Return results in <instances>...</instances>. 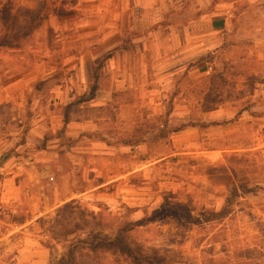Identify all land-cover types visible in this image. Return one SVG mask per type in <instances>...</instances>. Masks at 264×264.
I'll list each match as a JSON object with an SVG mask.
<instances>
[{"label": "rangeland", "instance_id": "obj_1", "mask_svg": "<svg viewBox=\"0 0 264 264\" xmlns=\"http://www.w3.org/2000/svg\"><path fill=\"white\" fill-rule=\"evenodd\" d=\"M7 3L0 92L30 85L0 95V157L37 163L33 195L0 209V225L25 224L0 255L26 235L28 264H264V0ZM41 116L59 130L24 149Z\"/></svg>", "mask_w": 264, "mask_h": 264}, {"label": "crops", "instance_id": "obj_2", "mask_svg": "<svg viewBox=\"0 0 264 264\" xmlns=\"http://www.w3.org/2000/svg\"><path fill=\"white\" fill-rule=\"evenodd\" d=\"M126 50L125 48H122V45L119 48V51ZM30 85L27 80H25L22 76H17L15 78H11L9 82L5 84V88H3L0 92V95L2 98L5 96L3 99L6 102H10L11 100L18 99L20 96V92L22 88L28 87ZM11 97V99H9ZM3 100H0V103L3 102ZM12 102V101H11ZM99 104V105H98ZM102 104L100 101L97 102L96 107L94 110L96 111V118L105 117L106 113H104V108L100 105ZM15 107V106H14ZM101 113H98L100 112ZM46 118L48 116H41L40 120H30L27 126V129L25 130V135L27 137V144L24 147L25 148H32L34 146L33 142L39 141L40 137H43L47 132L52 131L56 132L59 130L60 127H58L54 122H48L46 121ZM53 118H56V116H53ZM94 117H91L90 119H86L85 123L86 124H92L94 123L93 120ZM55 121V120H54ZM78 122L75 120L70 121L68 123L69 128L70 126H77ZM216 126L214 124L211 125V127ZM194 129H197L195 127H189L182 131L184 134V137H189L193 136L195 132L193 131ZM9 130V129H8ZM8 130L4 131L3 129H0V137L4 136L8 132ZM70 132L69 134H74L73 131L75 129H68ZM18 134V133H17ZM5 139V138H3ZM15 140V139H14ZM7 146V144H0V156L1 155H6L4 153V148ZM23 148L22 145L19 146V149ZM5 160L3 157H0V209L5 208L4 210L8 211V209H12L14 206L19 207L22 205L23 199H28L31 194L33 195V192L29 189L30 187V182L28 180H31L30 178L28 179L27 177H24L26 172L28 173L29 167L25 168L26 165H34L37 163V160L34 156H25L21 157L20 160H16L14 162L11 160L10 165H6ZM13 165L14 168L8 169V166ZM17 168V169H16ZM18 202V204H15L14 202ZM7 227H4L0 225V246L4 245L6 243V246L8 247V250L11 251L13 250V243H11L10 235L14 233V228H19L21 230H24L25 224L24 222L18 224V227H15L13 225L6 224ZM9 226V227H8ZM1 228H4L5 230L2 231ZM26 236V235H25ZM22 236L21 237V252L19 254H14L13 258H4L5 255H0V264H28L27 260L29 259L27 252L29 251L28 244V238ZM18 244V241L16 242L15 245ZM9 261V262H8Z\"/></svg>", "mask_w": 264, "mask_h": 264}, {"label": "trees", "instance_id": "obj_3", "mask_svg": "<svg viewBox=\"0 0 264 264\" xmlns=\"http://www.w3.org/2000/svg\"><path fill=\"white\" fill-rule=\"evenodd\" d=\"M30 14H32V16H34L35 13H32L30 11H28ZM39 14V13H37ZM17 15L16 13L13 11V7L7 3V4H4L1 8H0V22L3 23L5 26H7L8 28H11L14 26L15 24V19H16ZM34 23V20L31 21L29 20L27 22V25H26V30H27V33H28V36L29 34L33 31V30H36L37 27L40 26V24L38 23V25H36L35 27H33ZM9 39H6V36L3 37L0 41V46H4V47H12V46H15L13 43H8ZM15 40H18V39H15ZM14 40V41H15ZM98 91V87L95 85L93 87V93L91 95V97L89 99H87L86 101H82L81 103L83 102H90V101H93L94 99H96V92ZM71 106H74V104H71ZM68 116H66V120L68 122ZM117 249L124 255H126L127 257L131 258L132 260L134 261H139V258L137 257V255L133 252V250L126 244L124 243L122 240H118L117 241Z\"/></svg>", "mask_w": 264, "mask_h": 264}]
</instances>
